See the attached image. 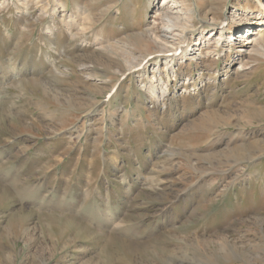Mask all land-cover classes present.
<instances>
[{
    "label": "rangeland",
    "instance_id": "rangeland-1",
    "mask_svg": "<svg viewBox=\"0 0 264 264\" xmlns=\"http://www.w3.org/2000/svg\"><path fill=\"white\" fill-rule=\"evenodd\" d=\"M61 1L0 5V264H264V56L238 51L259 7L227 0L223 41L175 62L156 102L141 86L163 57L121 80L94 37L138 56L164 12ZM79 7L87 37L62 21Z\"/></svg>",
    "mask_w": 264,
    "mask_h": 264
},
{
    "label": "bare ground",
    "instance_id": "bare-ground-1",
    "mask_svg": "<svg viewBox=\"0 0 264 264\" xmlns=\"http://www.w3.org/2000/svg\"><path fill=\"white\" fill-rule=\"evenodd\" d=\"M199 1L150 0L149 4L153 8L156 15H159V12L161 11L164 12V24L162 25L163 28L160 33H158V27H156L154 24L147 23L146 28L139 30L140 32L138 33H134L135 35H129H134L133 38H136V40L138 41V46L140 49L138 52V56L134 55L132 48H128V46H126L125 44H121L119 40L113 42H108L106 40L107 42H104L99 36H95L94 40L98 45L101 46V49L104 52H108L113 55H121L125 64V66H123L124 69L121 71V75L119 77L121 80L123 77L127 75H133L134 73L140 72L143 75H146L150 56H152L154 61L162 59L161 57H163V64L159 65V63H156V74L153 73L152 76H148V80L146 82H143L144 84L141 86V88L145 90L147 97L153 99L156 102L163 101L169 92V78L171 77V74L174 75L176 70L175 62H179L182 57L185 56L193 57V55L191 54L192 51L199 50L205 47L204 45L208 44L209 42H212L215 47H218V43L220 42V40H222L223 35L225 36V33L228 31L227 29H225V27H227L230 20L227 16L226 11H231L233 8L229 7L227 0H206V4H204L206 6L204 10H201V3ZM253 1L254 4L259 7V12H256L257 14L253 18V22L250 24H254V27L256 28H254L255 30L251 31V33L246 36L247 41L244 44L239 45L238 51H240L239 56L241 57H251L253 53H255L256 55L264 56V2H262V0ZM7 2L8 0H1L0 5L2 6ZM59 4L64 7V2H62L61 0H49V2L45 3V5L41 9L44 11L46 9V6H50L54 13L56 8L59 7ZM175 4H178L177 7L179 9L173 11L172 8L176 7ZM25 5H28V3ZM108 8L109 7L104 8L102 12L106 11ZM219 10L221 12L217 13ZM77 12L78 13L76 17H78V21H75L76 17H73L71 15L69 16L72 18L62 20L65 25V29L69 32L73 31V33L70 32L71 36L87 37L86 33L87 28H89L88 24H90L91 16L89 17L85 13V10L82 9V7H79ZM72 26H74V30L72 29ZM251 26L252 25H249L246 29L248 32L249 30L253 29ZM51 29H49V33L53 34V30ZM205 29H209L211 35L209 38L203 39L201 34ZM85 34L86 36H84ZM242 37L243 34H240V32H236L234 34H229L228 36H226V41L231 44L233 41L231 42L230 38L236 41L237 39H242ZM195 39L196 41L193 42ZM213 50H208L205 53V56L213 54ZM239 65L240 67L244 65L242 60L239 61ZM83 68L86 69L87 67L85 66ZM63 72L61 73L59 71V73L61 74H63ZM168 72H170L171 74H168ZM162 73L166 74L165 81L162 78ZM87 75L93 76L91 72H88ZM107 82H105V84ZM243 159H245V157Z\"/></svg>",
    "mask_w": 264,
    "mask_h": 264
}]
</instances>
